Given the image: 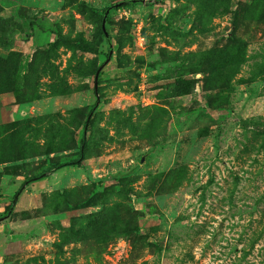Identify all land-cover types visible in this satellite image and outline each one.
<instances>
[{
    "label": "rangeland",
    "instance_id": "374dc122",
    "mask_svg": "<svg viewBox=\"0 0 264 264\" xmlns=\"http://www.w3.org/2000/svg\"><path fill=\"white\" fill-rule=\"evenodd\" d=\"M118 1L0 0V264H264V0Z\"/></svg>",
    "mask_w": 264,
    "mask_h": 264
},
{
    "label": "trees",
    "instance_id": "16d2710c",
    "mask_svg": "<svg viewBox=\"0 0 264 264\" xmlns=\"http://www.w3.org/2000/svg\"><path fill=\"white\" fill-rule=\"evenodd\" d=\"M118 2H120V1H118ZM118 2H116L114 5H113V7H115V8H122V7H124V6H128L130 3H128V2H121L120 4H118ZM103 30V29H102ZM104 32V31H103ZM109 38V37H108ZM88 121L89 120H87V123H86V125L88 124ZM85 135H86V133H85V131H84V133H83V135H82V138H81V141H82V143L85 141ZM80 163V158H77L76 160H74V161H72V162H68V163H62V164H60L59 165V167H63V166H66V165H76V164H79ZM45 173V171L43 172V173H41L40 175H43ZM39 175V176H40ZM39 176H36V177H33V178H30L29 180H32V179H34V178H38ZM10 210H11V207H9L7 210H6V213H5V216L10 212Z\"/></svg>",
    "mask_w": 264,
    "mask_h": 264
},
{
    "label": "water",
    "instance_id": "95a60500",
    "mask_svg": "<svg viewBox=\"0 0 264 264\" xmlns=\"http://www.w3.org/2000/svg\"><path fill=\"white\" fill-rule=\"evenodd\" d=\"M132 1H137V0H123V1L118 2V4H120L121 2H128V3H130ZM109 11H110V9L108 8L106 10V13H105L104 18H103V31H104V33L106 34L107 37H108V33H107V30H106L105 22H106V19L108 17ZM99 72H100V70L97 71V74H96V77H95V88L96 89L98 87V74H99ZM85 131H86V129H85Z\"/></svg>",
    "mask_w": 264,
    "mask_h": 264
}]
</instances>
